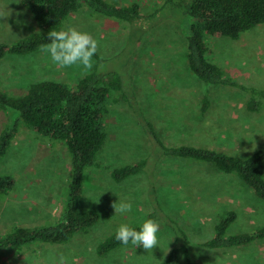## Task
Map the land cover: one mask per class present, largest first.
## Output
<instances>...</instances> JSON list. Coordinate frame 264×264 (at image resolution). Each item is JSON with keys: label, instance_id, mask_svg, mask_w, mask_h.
<instances>
[{"label": "rangeland", "instance_id": "1", "mask_svg": "<svg viewBox=\"0 0 264 264\" xmlns=\"http://www.w3.org/2000/svg\"><path fill=\"white\" fill-rule=\"evenodd\" d=\"M110 1L138 2L146 13L163 0ZM63 25V30L76 28L89 33L98 41L97 52L110 67L121 66L120 74L136 97L135 108H130L119 92L112 96L105 116L107 139L97 156L99 164L89 167L84 175L79 208L97 209L98 221L66 245L37 242L20 251L2 248L0 264H58L61 255L68 264H159L177 244L175 229L163 222H158V247L150 251L129 244L103 256L96 252L97 243L120 225L140 223L155 197L186 231L187 247L199 263L264 264V239L226 251L202 244L214 235L219 215L229 209L236 210V218L227 228L229 234L263 226L264 199L238 176L210 164L157 156L159 150L141 126L142 117L147 116L166 144H194L246 157L264 149V96L257 97L259 109L251 111L246 108L247 91L207 85L198 79L188 68L184 29L169 17L135 24L83 7ZM36 30L31 12L20 0H0V42H12ZM207 44L208 58L230 77L264 91V23L237 39L210 35ZM83 74L82 66L62 68L41 49L0 58V89L14 95L25 93L30 83L43 79L73 85ZM204 95L211 106L201 115ZM6 120V111L0 109V130ZM149 154L155 157L150 159L151 180L146 172L121 182L111 178L112 168ZM70 172L62 142L33 128L20 127L0 160V174H10L15 181L13 189L0 198V233L14 225L55 222L66 205ZM122 201L131 202V212H114L112 205ZM178 264H185L182 253Z\"/></svg>", "mask_w": 264, "mask_h": 264}, {"label": "trees", "instance_id": "2", "mask_svg": "<svg viewBox=\"0 0 264 264\" xmlns=\"http://www.w3.org/2000/svg\"><path fill=\"white\" fill-rule=\"evenodd\" d=\"M20 3L31 12L38 30L12 42H0V58L30 54L42 49V45L50 43L48 34L63 30L65 19L83 7L97 14L135 24L169 17L184 29L187 64L192 73L207 85L247 91L249 98L246 108L251 111L259 109L261 103L257 97L264 96V91L236 81L219 64L210 60L207 37L221 35L237 39L243 32L264 23V0H163L152 12L146 13L138 2L119 4L110 0H20ZM93 58L95 63L92 70L83 74L73 85L66 81L43 79L30 83L26 92L19 95L0 89V109L7 113V120L0 130V160L20 127L26 126L62 142L71 165L68 198L58 219L51 224L11 226L6 232L0 233V249L12 247L20 251L24 246L37 242L66 245L78 233L88 231L100 217L95 208H79L84 175L89 167H97L99 164L97 156L107 139L105 116L112 96L119 92L133 110L136 97L125 84L119 64L110 67L111 63L98 52ZM102 64L104 67H101ZM210 106L208 96L204 95L200 105L201 115H205ZM141 124L154 148L159 150L157 156L210 164L224 173L238 176L256 196L264 199L263 148L254 150L246 157H239L206 146L166 144L147 116L142 117ZM152 158L155 157L149 154L116 166L111 169L110 176L115 182H121L146 172L151 180ZM14 184L13 176L0 174V198L7 195ZM150 186L153 189L152 184ZM235 218L234 209L221 213L219 221L214 225V235L202 244L226 251L264 239V225L252 231L229 234L227 228ZM146 219L163 222L175 229L177 244L159 264H178L180 253L184 256L185 264H201L187 247L189 240L186 231L176 225L174 218L166 213L156 197L146 217L140 223L129 226L139 230ZM116 231L97 243L98 255H106L124 246L115 239Z\"/></svg>", "mask_w": 264, "mask_h": 264}, {"label": "clouds", "instance_id": "3", "mask_svg": "<svg viewBox=\"0 0 264 264\" xmlns=\"http://www.w3.org/2000/svg\"><path fill=\"white\" fill-rule=\"evenodd\" d=\"M50 43L42 45V51L49 54L51 60L62 68L72 66H82L85 73L92 70L94 61L92 57L97 53L98 41L89 33L82 32L76 28L67 30L52 31L48 34ZM116 213H129L132 211L131 202L122 201L118 205H112ZM160 230L159 223L154 219H146L141 224L139 230L127 224L119 226L115 233V239L122 245L131 244L134 247H142L150 251L158 247L157 233ZM58 264H68L67 258L60 256Z\"/></svg>", "mask_w": 264, "mask_h": 264}]
</instances>
